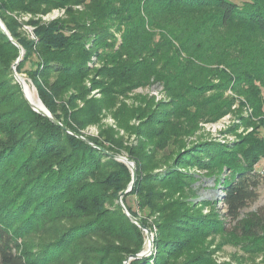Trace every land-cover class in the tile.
<instances>
[{
    "label": "trees",
    "instance_id": "obj_1",
    "mask_svg": "<svg viewBox=\"0 0 264 264\" xmlns=\"http://www.w3.org/2000/svg\"><path fill=\"white\" fill-rule=\"evenodd\" d=\"M56 8L65 16L36 18ZM13 13L33 16L34 38ZM0 18L25 49L17 71L73 132L27 100L12 68L19 47L0 27V264H124L145 250V231L118 202L132 181L117 158L124 151L137 179L123 201L154 233V252L130 264H214L216 235L245 254L264 252V208L243 215L264 180L256 167L264 158V0H0ZM153 78L168 99H123ZM87 81L102 97L88 98ZM74 90L82 107L66 98ZM237 101L247 131L237 143L188 142L202 119ZM105 111L116 129L84 135ZM203 176L222 188L219 199L198 198Z\"/></svg>",
    "mask_w": 264,
    "mask_h": 264
},
{
    "label": "rangeland",
    "instance_id": "obj_2",
    "mask_svg": "<svg viewBox=\"0 0 264 264\" xmlns=\"http://www.w3.org/2000/svg\"><path fill=\"white\" fill-rule=\"evenodd\" d=\"M75 8L76 9H82L83 6H76ZM12 15L15 17L17 16L18 21L20 23H24V26L20 29V31L23 32L25 35H27L31 38H34L35 37L34 32H33L34 27L28 23L29 19L32 18L33 16L30 14H18V13H13ZM61 16H65V9L64 8L53 9L51 12H49L43 16L40 15L36 18L42 17V19L49 21V20L56 19V18L61 17ZM23 49H24V47H23ZM24 51H25V49H24ZM19 56H20V48H19ZM23 59H24V55L22 57V60ZM16 60H15V62H16ZM14 63H13V65H14ZM13 65H12V68H13ZM99 65L100 64H98L97 67H100ZM30 66H31L30 63L26 64L27 69L30 68ZM3 70L5 72H8L6 68ZM19 74L23 75L26 79L28 78V74L25 72H21ZM28 82L31 84L32 88L35 89L37 95L39 96V93L37 91L36 86L30 81V79ZM86 86L89 88L91 87L90 81L86 82ZM91 89H92V87H91ZM101 93L102 92L100 91V89H92L88 98H91V97L100 98V97H102ZM138 94H142V95L144 94V96L146 95L149 97H154L155 102H160L162 100L168 99V97L166 95V91H165V86L163 84L156 82L154 80V78L152 79V81L149 85L140 86V87L135 88L134 90L130 91L128 93V95L126 97H124L123 99L128 104H133L136 106L137 101L134 99V96L138 95ZM228 94H233L232 90H228ZM71 97L76 100L75 101V108L76 107H82L84 105V100L77 98L78 97L77 91H75V90H74V92L70 91L66 95V98H71ZM237 105H239L238 101L233 105V108H232L233 110L224 114L223 116H221L220 118H218L216 120L202 119L199 123V129H197L196 133L193 136H190L187 138L188 142L191 144L194 142H200L202 140L209 139V141H217V142H221V143H225V144L229 143L230 145L237 143L240 140L241 136L244 135L245 132H247V131H245V126L242 124V120L240 118V112L237 111V109H238V108H236ZM250 111H251V109L247 107V111H246V109H244L245 113H243V114L247 115V113H249ZM102 115H104V116L102 117V119L99 122H96L94 124L89 125L88 127H86L82 131V133L84 135H87V136H89V135L90 136H98L100 134L101 130H105L108 127L116 129L117 125H116L115 119L113 118V114L111 112L109 113V112L105 111ZM140 122L141 121L139 119H133L131 121V123L136 124V125H139ZM118 132L120 135L125 134L124 137H125V142L127 144H131V143L136 144L137 143L136 135L133 134L132 136H128L123 130H120ZM123 156L127 157L126 151L123 152ZM256 167L264 176V172H263L264 171V158H262L259 161V163L256 165ZM181 168H184V167L181 166ZM189 170H190L189 172H192V173L193 172H195L197 174L204 173L203 171H201L197 167H190ZM105 172H106L105 176L107 175V177H111L112 176L111 173H113V170L105 169ZM202 175H204V174H202ZM201 182L203 184L198 187V185ZM196 186H197V188H199V191H198L199 192V194H198L199 199L208 198V199H214L215 200V198L219 199V197H221V195H223L222 188H220L219 186H215L214 177L203 176L196 183ZM260 192H261V196H260L259 200L255 203L251 204L246 209H244L243 215H245L249 212H253V211L259 210L261 208H264V180H263V184L261 185ZM128 202L137 209L136 201H135L133 196L128 198ZM112 207H114V206H112ZM217 207H218V209L216 211H218L221 219L223 221H225L226 223H228V225H230V221L226 217V211L224 209L223 203L218 202ZM204 213H208V208H204ZM142 214H143V216H146L147 212H146V215L143 212H142ZM152 218L155 219V217H152ZM56 239H59V238L57 237ZM94 240L96 242H98L97 239H94ZM66 242L67 241H65V243ZM211 242L212 243L210 246L214 250V254H213L214 264H264V252H262L261 254H258L255 257L248 255V254H245L244 252L238 250L233 245L225 243L222 235L214 236V238L211 240ZM146 243H147V240H146ZM145 247H146V249H148L147 244ZM153 252H154V249L151 253H153ZM52 253L50 256H52L54 254V253L53 254ZM151 253H148V254H151ZM54 256L58 258L60 255H59V253H55ZM130 261H131V259L129 260V263H130ZM53 264H62V263L55 261Z\"/></svg>",
    "mask_w": 264,
    "mask_h": 264
},
{
    "label": "water",
    "instance_id": "obj_3",
    "mask_svg": "<svg viewBox=\"0 0 264 264\" xmlns=\"http://www.w3.org/2000/svg\"><path fill=\"white\" fill-rule=\"evenodd\" d=\"M0 27L3 29V31L10 37V39L16 44L19 46L20 48V56L18 57V59L16 60V62L14 63L13 65V72H14V75H15V78L17 79V81H19V83L23 84L22 82V78L20 76V74L17 72V66L19 65V63L21 62L22 60V57L25 53L23 47L15 40L13 39V37L11 36V34L9 33L7 27L5 26V24L3 23V21L1 20L0 18ZM27 100L30 102V104L32 105V107L38 111L39 113L49 117L53 122H55L56 124H58L59 126L63 127V129L67 130L68 132H72L69 128H67L65 125H63L61 123V121L55 116L53 115L49 109L46 107V105L44 104V107L45 109H41L39 107H37L34 103H32V101L29 99V97L27 95H25ZM73 133V132H72ZM76 134L77 136H79L80 138L86 140V141H89L85 136L83 135H80V134H77V133H74ZM117 158L119 160H122L124 161L125 163H127V165L131 168L132 170V181L130 183V185L125 189L123 190L120 194H119V198H118V202L119 204L121 205V207L123 208V210L128 214V216L131 218V220L133 222H135L139 227H141L145 233H146V236H147V246H148V249H145L143 251H141L140 253H137L135 255H132V256H129L127 258V260L125 261V264H130L129 263V260L130 259H134V258H141L145 255H147L148 253H151L154 249V233L136 216L132 215L129 210L127 209L124 201H123V197L126 195V193H128L130 190H132L134 184H135V181L137 179V167L135 165V162L131 159H129L128 157L126 156H123V155H120V156H117Z\"/></svg>",
    "mask_w": 264,
    "mask_h": 264
},
{
    "label": "bare ground",
    "instance_id": "obj_4",
    "mask_svg": "<svg viewBox=\"0 0 264 264\" xmlns=\"http://www.w3.org/2000/svg\"><path fill=\"white\" fill-rule=\"evenodd\" d=\"M20 76H21V78H22L21 80H22V82H23L21 88H22L24 94L27 95V96L29 97V99L32 101V103H34L37 107H39V108H41V109H45V107H44V103L42 102V100L40 99V97L37 95L35 89H34V88L32 89V95H31V93L29 92V90L27 89L26 86H27L28 82L25 81V80H28V79H26L23 75H20ZM28 81H29V80H28ZM18 82H19V81H18ZM20 85H21V84H20ZM28 85H29V84H28ZM32 96H33V98L35 99V101H36L38 104H36V103L33 101Z\"/></svg>",
    "mask_w": 264,
    "mask_h": 264
},
{
    "label": "built area",
    "instance_id": "obj_5",
    "mask_svg": "<svg viewBox=\"0 0 264 264\" xmlns=\"http://www.w3.org/2000/svg\"><path fill=\"white\" fill-rule=\"evenodd\" d=\"M264 172V171H263Z\"/></svg>",
    "mask_w": 264,
    "mask_h": 264
}]
</instances>
